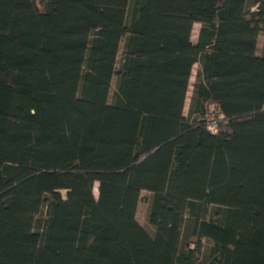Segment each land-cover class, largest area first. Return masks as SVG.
Segmentation results:
<instances>
[{"label":"trees","instance_id":"obj_1","mask_svg":"<svg viewBox=\"0 0 264 264\" xmlns=\"http://www.w3.org/2000/svg\"><path fill=\"white\" fill-rule=\"evenodd\" d=\"M0 264H264V0H0Z\"/></svg>","mask_w":264,"mask_h":264},{"label":"rangeland","instance_id":"obj_2","mask_svg":"<svg viewBox=\"0 0 264 264\" xmlns=\"http://www.w3.org/2000/svg\"><path fill=\"white\" fill-rule=\"evenodd\" d=\"M198 29H199V24H194L193 27H192V35H191V41L193 43L196 42ZM262 41H263V38L260 35L259 38H258V49H257V54L258 55H260L261 51H262L261 50ZM121 49H122V42L119 45V50H118V54H117V60H116L115 68L118 65ZM196 70H197V66L195 65V66H193V69H192L191 78H190V84H192L193 81H194ZM114 82H115V78H112L111 89H110V92H109V99L111 97V94H112V91H113V88H114ZM190 91H191V86L189 88V91H188V94H187V99H186V102H185V107H184V110H183V114L184 115H186V113H187V107H188V102H189V97H190ZM93 194L96 196V185L93 188ZM146 196H147V192H145V191L141 192V194H140V198L141 199H140V201H139V203L137 205V208H136L135 218H136L137 222L141 226H143L144 228H146L147 230H149L151 232L152 228L148 224L147 219H146V214H147V201L145 200Z\"/></svg>","mask_w":264,"mask_h":264}]
</instances>
